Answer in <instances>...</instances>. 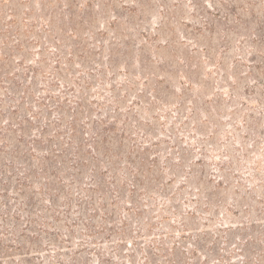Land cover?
Segmentation results:
<instances>
[{
  "label": "rangeland",
  "instance_id": "obj_1",
  "mask_svg": "<svg viewBox=\"0 0 264 264\" xmlns=\"http://www.w3.org/2000/svg\"><path fill=\"white\" fill-rule=\"evenodd\" d=\"M0 264H264V0H0Z\"/></svg>",
  "mask_w": 264,
  "mask_h": 264
}]
</instances>
